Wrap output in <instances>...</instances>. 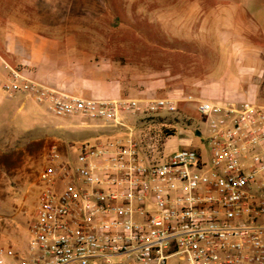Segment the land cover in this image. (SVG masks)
Instances as JSON below:
<instances>
[{
  "label": "built area",
  "instance_id": "1",
  "mask_svg": "<svg viewBox=\"0 0 264 264\" xmlns=\"http://www.w3.org/2000/svg\"><path fill=\"white\" fill-rule=\"evenodd\" d=\"M7 68L8 93L117 133L116 140L77 144L73 163L52 150L39 176L46 187L28 257L12 264H166L172 257L182 264H264V104L182 93L81 99ZM182 105L205 118L206 138L200 128L188 131L182 149L163 157L162 140L147 134L139 117L178 115ZM192 137L202 139L208 157ZM0 264H9L2 251Z\"/></svg>",
  "mask_w": 264,
  "mask_h": 264
},
{
  "label": "crops",
  "instance_id": "2",
  "mask_svg": "<svg viewBox=\"0 0 264 264\" xmlns=\"http://www.w3.org/2000/svg\"><path fill=\"white\" fill-rule=\"evenodd\" d=\"M72 2L81 17L36 25L34 16L20 14L17 1L0 0V62L51 90L81 99L152 100L178 93L215 102L264 98V59L250 46L260 28L246 19L245 9L229 15L216 11L214 16L202 10L189 20L173 8L163 10V0H139L132 6L123 0ZM88 8L92 14L121 20L105 24L94 15L86 19ZM229 29L238 33L225 40ZM119 30L133 31L135 37L119 36ZM202 38L225 47L223 55H199L196 48ZM131 46H138L137 55ZM6 76L8 82L9 69ZM41 125L47 130L75 127L59 119Z\"/></svg>",
  "mask_w": 264,
  "mask_h": 264
},
{
  "label": "rangeland",
  "instance_id": "3",
  "mask_svg": "<svg viewBox=\"0 0 264 264\" xmlns=\"http://www.w3.org/2000/svg\"><path fill=\"white\" fill-rule=\"evenodd\" d=\"M13 1L19 3L20 14L27 13L29 18L34 16L36 25H43L46 22L74 21L77 15L81 17L72 0H29V5L27 0ZM123 1L127 6H132L134 2L139 3V0ZM150 1L153 3V0H146L148 3ZM158 5L154 6L158 7ZM161 7L166 11L168 8H173L175 13L179 12L178 15H185L189 17V20L193 19L195 14L197 17L202 10L205 13L209 10L214 16L216 11L227 12L229 15L245 9L248 12L246 19L258 23L260 28L259 36L253 39L254 43L250 46L264 59L262 36L264 0H163ZM96 14H92L90 8L84 11L86 19L94 15L95 21L105 24L121 20ZM237 33V30L229 29L224 33L223 38L227 40ZM117 35L127 38L135 37L134 32L130 30H119ZM200 42L196 50L202 57L213 59L217 55H223L225 47L214 44L215 40L202 38ZM129 48L133 55H137L138 46ZM226 50L233 53L234 49L228 46ZM3 59L6 61L5 57ZM213 63L210 66L211 70L215 66ZM5 67L7 70V64L0 62V251L4 253L8 263L12 264L17 259L24 260L28 257L30 226L35 219L41 195L46 187L39 181V176L50 165L52 150L56 148L73 163L77 161V144H95L98 138L105 140L109 137L116 140L117 133H113L108 128H97L96 125L101 123L87 121L80 117H73L74 119L56 117L49 112L47 104H39L21 93L15 95L8 93L3 87L8 76L5 77ZM260 80L263 88L264 73H261ZM194 96L200 98L201 95ZM257 102L264 104V98L260 97ZM139 118L145 121L144 128L147 134L158 136L162 140L159 150L163 157H170L182 149L190 139L187 135L188 131L193 132L200 128L203 138L207 135V121L192 105H182L178 115L164 114ZM58 119L70 121L75 126L74 129L47 130L41 125L45 121ZM135 120L136 118H132L133 123L136 122ZM79 125H83V128ZM174 129H176L175 133ZM170 134L174 135L168 136ZM192 139L193 146L203 148L208 157V148L202 144V139L193 137ZM166 264H182V262L178 257H172Z\"/></svg>",
  "mask_w": 264,
  "mask_h": 264
},
{
  "label": "water",
  "instance_id": "4",
  "mask_svg": "<svg viewBox=\"0 0 264 264\" xmlns=\"http://www.w3.org/2000/svg\"><path fill=\"white\" fill-rule=\"evenodd\" d=\"M197 135L200 136V132H198Z\"/></svg>",
  "mask_w": 264,
  "mask_h": 264
}]
</instances>
